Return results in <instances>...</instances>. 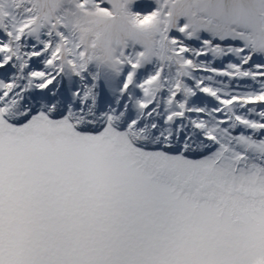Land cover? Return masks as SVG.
Here are the masks:
<instances>
[{
  "label": "snow or ice",
  "instance_id": "snow-or-ice-1",
  "mask_svg": "<svg viewBox=\"0 0 264 264\" xmlns=\"http://www.w3.org/2000/svg\"><path fill=\"white\" fill-rule=\"evenodd\" d=\"M0 0V264H264V0Z\"/></svg>",
  "mask_w": 264,
  "mask_h": 264
},
{
  "label": "rangeland",
  "instance_id": "rangeland-1",
  "mask_svg": "<svg viewBox=\"0 0 264 264\" xmlns=\"http://www.w3.org/2000/svg\"><path fill=\"white\" fill-rule=\"evenodd\" d=\"M5 6L10 10H15V4L12 2V0H5Z\"/></svg>",
  "mask_w": 264,
  "mask_h": 264
}]
</instances>
